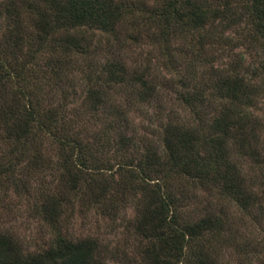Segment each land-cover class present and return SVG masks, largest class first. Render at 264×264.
<instances>
[{"label":"trees","instance_id":"obj_1","mask_svg":"<svg viewBox=\"0 0 264 264\" xmlns=\"http://www.w3.org/2000/svg\"><path fill=\"white\" fill-rule=\"evenodd\" d=\"M11 196L50 244L0 223V264H110L94 212L141 264H264V0H0Z\"/></svg>","mask_w":264,"mask_h":264},{"label":"rangeland","instance_id":"obj_2","mask_svg":"<svg viewBox=\"0 0 264 264\" xmlns=\"http://www.w3.org/2000/svg\"><path fill=\"white\" fill-rule=\"evenodd\" d=\"M243 51L249 57L248 62L250 60L258 61L253 51L247 49ZM108 57L109 55L104 53L100 56L101 61ZM153 68L157 67L153 66ZM150 124L156 125L157 120L150 123L146 121L144 127ZM8 200L11 207L8 210L3 208V206L8 205L0 201V214H2L0 215V223L14 231L30 251L46 249L50 244L49 233L31 218L27 202L13 196L9 197ZM128 215L132 216L131 210L128 211ZM125 227L126 223L122 217L116 222H111L102 219L98 213L94 212L77 218L71 223L70 231L74 237H98L100 242L109 249V255H113L115 259V261H110V264H141L136 253L137 243Z\"/></svg>","mask_w":264,"mask_h":264}]
</instances>
